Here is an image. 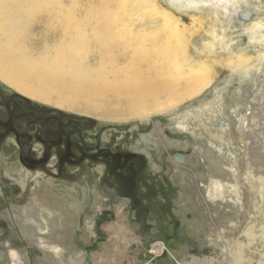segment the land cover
I'll use <instances>...</instances> for the list:
<instances>
[{
    "label": "bare ground",
    "instance_id": "obj_1",
    "mask_svg": "<svg viewBox=\"0 0 264 264\" xmlns=\"http://www.w3.org/2000/svg\"><path fill=\"white\" fill-rule=\"evenodd\" d=\"M168 1L180 15L163 6L161 0H0V79L33 98L65 109L96 111L105 119L138 118L149 124L155 113L173 108L168 112L167 125L161 121L155 124L160 137L154 135L155 131L142 135L135 143L137 150L160 171L162 166L155 161L152 146L160 156L168 147L190 146L188 140H169L165 129L193 134V160L182 153L171 156L174 183L192 184L201 193L192 208L202 204L208 210V199L217 215L227 212L224 221L232 225L242 221L245 199L250 197L253 205L241 232L246 238L233 240L229 233L230 264H264V80L258 81V75L264 73V0ZM247 8L255 15H246ZM184 16L190 23L204 19L210 23L197 43ZM152 33L156 34L152 45H144L143 40ZM123 37L130 38L131 44L122 47L119 41ZM173 41L184 46L185 58L192 64L189 70L196 74L193 81L177 84L165 78L157 65L148 73L140 67L134 76L114 78L102 68L109 55L117 64L109 70L111 73L133 59L147 65L159 62L163 57L161 47H173ZM79 45L90 48V54L76 56ZM49 48L57 50L53 58L46 55L53 56ZM206 57L220 61L222 68L228 69V76L216 80L218 71L213 75L207 63L203 62L206 67L199 63ZM233 80L245 86L230 91ZM209 92L212 96L205 99ZM113 104L127 116H106L102 111ZM235 128L240 131L237 136ZM16 167L19 178L9 171L5 175L16 179L18 192H27L28 178L35 174L24 164ZM103 169L99 166V173ZM241 169L246 174L245 186L239 184ZM39 185L27 203L13 204L0 212V222L14 228L43 256L34 262L27 247H15L8 240L7 248L0 249V264H78L84 259L73 240L89 200L71 192L59 194L51 180ZM226 190L235 195L230 197L232 204L223 206ZM2 191L0 185V194ZM180 193V203L197 197L186 185ZM96 202L97 196L93 208L101 209V203ZM121 210L126 211L123 207ZM95 224L94 217L86 222L91 234ZM105 229L116 235L120 227L115 222ZM254 240L259 244L253 250ZM163 246L160 243L156 247L157 254ZM249 251L251 254L246 255Z\"/></svg>",
    "mask_w": 264,
    "mask_h": 264
},
{
    "label": "rangeland",
    "instance_id": "obj_2",
    "mask_svg": "<svg viewBox=\"0 0 264 264\" xmlns=\"http://www.w3.org/2000/svg\"><path fill=\"white\" fill-rule=\"evenodd\" d=\"M169 3L168 0H161L163 6L180 15V11ZM252 12L254 13L252 9L247 8L245 14L251 16ZM183 19L189 24L190 30L195 32V42L200 41L201 35L210 23L206 22V19L190 23L187 16ZM191 24H194V27ZM154 35L156 34L152 33L151 37L143 40L144 45H152ZM175 43L176 41L171 43L173 47L168 45L161 47L164 58L161 57L159 62L147 65L133 59L128 64L120 65L121 70L111 73L109 70L117 64L111 62L109 55L105 62H102V68L108 72L109 77L114 78L134 76L140 67L148 73L149 68L157 65L165 78L177 84L193 81L196 74L189 70L192 64L185 58L184 46ZM119 44L124 47L131 44V40L123 37ZM48 50L53 53V56L46 53L49 58H53L57 53L56 48ZM75 51L79 58L90 54V48L81 45L77 46ZM191 51L193 52V48ZM202 60L204 59L201 58L199 63L202 62L205 67L206 64L203 62L207 63L213 75L218 71L216 80L228 76V69L222 68L221 62L214 60V57ZM258 76V81L264 80V73ZM244 86L245 84H240L238 80H233L230 91L240 90ZM244 90L249 91V88ZM113 94L110 92L111 99L115 100ZM211 96L209 92L205 99ZM161 98L164 99L165 95L163 94ZM247 98L251 99L253 96L247 95ZM202 101L192 106L199 105ZM114 104L105 107L102 112L108 117L127 116L121 114L119 106ZM169 110L155 113L149 124L142 123L138 118L105 119L98 117L96 111L90 113L65 109L33 98L0 79V118L8 121L11 128L15 127L17 130L32 134L40 130L43 140L34 141L33 151L36 156L45 159L42 163L29 168L35 175L41 173L36 177L30 175L28 191L18 192L16 179L5 175V171H9L19 178L21 173L17 171L16 166L24 164L19 160L20 145L13 141L14 133L10 129L9 138L0 142V185L3 189L0 194V211L7 210L13 204L27 203L33 191L41 186L39 184L44 185L47 180H51L59 194L71 192L82 200L84 198L89 200L85 210L80 214L83 216L80 227L74 232L73 242L76 250L83 251L84 254V259H79L78 264H230L228 251L231 249L229 247H232L230 236H233V240L239 237L246 238L241 232L246 223L247 211L253 205L250 197L245 199L247 202L242 221L234 225L224 221L227 212H219L217 215L214 212L215 207L208 199H206L208 210L203 209L202 204L192 208L194 204H198L201 193L190 183H174L175 169L171 162V156L178 153L185 154L193 160L195 138L191 133H174L169 128L165 129L169 140L181 143L188 140L190 146L187 149L168 147L161 156L152 146L153 157L162 166L160 171L155 170L148 156L135 146V143L142 139V135L155 131L157 121L167 125ZM0 130L3 131V128ZM158 132L155 131L154 135L160 137L161 133ZM202 133L207 136L206 132ZM239 133L238 128H235L234 135L237 136ZM104 142L112 147L104 148ZM141 147L143 148L142 145ZM263 150L261 151L264 152ZM99 166L104 167L102 174L99 173ZM238 174L239 184L245 186L247 181L244 170H239ZM37 178L41 183L38 184ZM183 185L197 197L180 203ZM226 195L228 197L223 206L232 204L230 197L235 194L226 190ZM96 196L98 199L96 203H101V209L93 208ZM120 206L127 211L126 216L124 215L126 211L121 210ZM92 217L96 223L95 234H91L88 231L89 226L86 225ZM115 222L121 230L117 231L116 235L105 229ZM4 232L5 234L0 237L1 250L7 248L5 243L10 240L15 247H27L34 262L39 256H43V252L30 241L20 238L14 228L9 227ZM160 243L164 245V249L157 254L156 247ZM257 243L256 240L252 242L253 250ZM32 248L36 252L32 251ZM248 254H251L250 251L246 252V255Z\"/></svg>",
    "mask_w": 264,
    "mask_h": 264
},
{
    "label": "flooded vegetation",
    "instance_id": "obj_3",
    "mask_svg": "<svg viewBox=\"0 0 264 264\" xmlns=\"http://www.w3.org/2000/svg\"><path fill=\"white\" fill-rule=\"evenodd\" d=\"M12 126H10L8 121H5L3 119L0 118V129L3 128V131L0 130V142H3L5 140V138H9V131L10 129H12V132L14 133V139L13 141L19 143L21 151H20V161H22L28 168H31L32 166H34L35 164H40L42 163V161H44L45 159L42 157H38L36 156V153L33 151V144L35 140H43V136L42 133L40 132H35V134H32L30 132L27 131H21V130H17L15 127L11 128ZM115 141V139H114ZM105 143V147H112L109 144ZM48 155V154H46ZM3 212V211H0ZM3 223V224H2ZM1 225V233H0V237L3 236L5 234L4 230L9 228V225L7 223L4 224V222H0ZM11 228V227H10ZM32 251L34 250L36 252V250L34 248L31 249ZM40 253V252H39Z\"/></svg>",
    "mask_w": 264,
    "mask_h": 264
},
{
    "label": "trees",
    "instance_id": "obj_4",
    "mask_svg": "<svg viewBox=\"0 0 264 264\" xmlns=\"http://www.w3.org/2000/svg\"><path fill=\"white\" fill-rule=\"evenodd\" d=\"M21 97V96H20ZM22 99H24V100H26V101H29L27 98H25V97H22Z\"/></svg>",
    "mask_w": 264,
    "mask_h": 264
}]
</instances>
